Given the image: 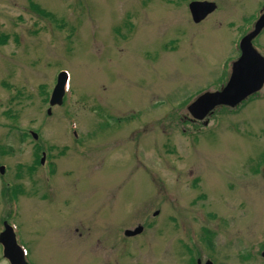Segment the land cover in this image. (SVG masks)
Returning a JSON list of instances; mask_svg holds the SVG:
<instances>
[{"label":"rangeland","instance_id":"1","mask_svg":"<svg viewBox=\"0 0 264 264\" xmlns=\"http://www.w3.org/2000/svg\"><path fill=\"white\" fill-rule=\"evenodd\" d=\"M190 1L0 0V232L28 264H262L264 85L205 122L187 107L264 0H205L199 23Z\"/></svg>","mask_w":264,"mask_h":264},{"label":"water","instance_id":"2","mask_svg":"<svg viewBox=\"0 0 264 264\" xmlns=\"http://www.w3.org/2000/svg\"><path fill=\"white\" fill-rule=\"evenodd\" d=\"M215 8L216 6L212 2H192L189 4V11L194 23L204 20ZM263 29L264 13L255 22L253 30L241 39L239 43L240 57L233 63L229 80L223 89L215 93H205L188 106L187 110L194 119L203 120L209 112L219 106L234 108L263 87L264 58L252 46V41ZM66 81V73H60L50 96V107L62 104ZM48 114H50V110H48ZM33 137L36 139L35 135ZM43 160L44 158H42L41 163ZM3 226L4 230L0 233L3 257L9 264H27L24 259V252L16 243L13 229L7 223H4ZM141 230L142 228L138 227L135 231H128L125 234L135 236Z\"/></svg>","mask_w":264,"mask_h":264},{"label":"flooded vegetation","instance_id":"3","mask_svg":"<svg viewBox=\"0 0 264 264\" xmlns=\"http://www.w3.org/2000/svg\"><path fill=\"white\" fill-rule=\"evenodd\" d=\"M45 162H46V161H45ZM45 162H44V163H45ZM126 231H128V230H125V231H124L123 236H124L126 239H132V237H127V236L125 235V232H126ZM142 232H143V228H142V231L140 232V234H142ZM140 234H139V235H140ZM139 235H138V236H139ZM136 237H137V236H136ZM133 238H134V237H133ZM206 246L209 247V246H210L209 243H207ZM261 259H262V260H261V261H262L261 263L264 264V251L261 252ZM207 262H210L211 264H215V263H214V260H213V259H210V258H206V260L204 261L203 264H207ZM194 264H202L201 259L197 258Z\"/></svg>","mask_w":264,"mask_h":264}]
</instances>
